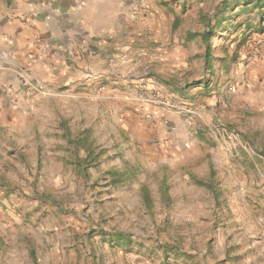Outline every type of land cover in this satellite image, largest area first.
I'll list each match as a JSON object with an SVG mask.
<instances>
[{"label":"rangeland","instance_id":"rangeland-1","mask_svg":"<svg viewBox=\"0 0 264 264\" xmlns=\"http://www.w3.org/2000/svg\"><path fill=\"white\" fill-rule=\"evenodd\" d=\"M117 1L181 40L195 31L204 62L191 81L170 72L133 93L159 95L142 101L149 115L100 84L44 103L21 129L0 124V264H264V75L251 68L264 8ZM212 81L222 98L207 104ZM197 86L181 125L156 116L182 110L163 96L189 100Z\"/></svg>","mask_w":264,"mask_h":264},{"label":"crops","instance_id":"crops-1","mask_svg":"<svg viewBox=\"0 0 264 264\" xmlns=\"http://www.w3.org/2000/svg\"><path fill=\"white\" fill-rule=\"evenodd\" d=\"M155 22L117 0H0V124L21 129L44 103L100 84H105L109 99L135 109L133 115L151 114L142 102L148 99L133 93L153 91L156 77L170 72L191 81L197 65L204 62V56L197 61L195 31L181 40L177 31L167 30L168 23ZM257 40L264 41V32ZM262 46L251 66L260 76ZM22 73L30 85L20 82ZM214 82L204 91L213 92L212 97H203L207 104L222 98L220 83L210 90ZM196 90L202 87L191 90L189 100L163 96L162 103L180 104L182 110L163 107L156 116L165 120L173 116L181 125L182 111L190 105L192 110L199 100L192 97Z\"/></svg>","mask_w":264,"mask_h":264},{"label":"trees","instance_id":"trees-1","mask_svg":"<svg viewBox=\"0 0 264 264\" xmlns=\"http://www.w3.org/2000/svg\"><path fill=\"white\" fill-rule=\"evenodd\" d=\"M246 3H251L252 6H255V7L264 8V0H246ZM214 28H215L214 25H212L211 23H208V29L206 31H204L202 34V37H203L205 44H206L205 57L207 59H209V57L212 53L210 39L213 36ZM262 154L264 155V149L262 150Z\"/></svg>","mask_w":264,"mask_h":264},{"label":"built area","instance_id":"built-area-1","mask_svg":"<svg viewBox=\"0 0 264 264\" xmlns=\"http://www.w3.org/2000/svg\"><path fill=\"white\" fill-rule=\"evenodd\" d=\"M124 3H130V4H134L135 2H137L138 0H122ZM20 82H22L23 84H27L30 85L31 82L29 81V77L24 75L22 73V75L20 76ZM148 101L154 102V103H158L160 102L159 100V95L156 93H152V95L148 96Z\"/></svg>","mask_w":264,"mask_h":264}]
</instances>
